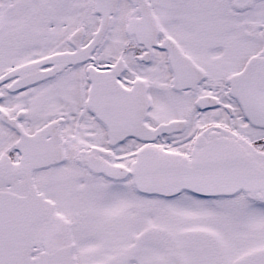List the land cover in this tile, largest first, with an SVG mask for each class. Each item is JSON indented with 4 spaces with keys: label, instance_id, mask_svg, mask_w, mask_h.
Listing matches in <instances>:
<instances>
[{
    "label": "snow or ice",
    "instance_id": "snow-or-ice-1",
    "mask_svg": "<svg viewBox=\"0 0 264 264\" xmlns=\"http://www.w3.org/2000/svg\"><path fill=\"white\" fill-rule=\"evenodd\" d=\"M0 264H264V0H0Z\"/></svg>",
    "mask_w": 264,
    "mask_h": 264
}]
</instances>
